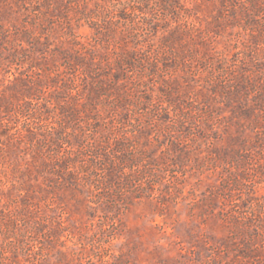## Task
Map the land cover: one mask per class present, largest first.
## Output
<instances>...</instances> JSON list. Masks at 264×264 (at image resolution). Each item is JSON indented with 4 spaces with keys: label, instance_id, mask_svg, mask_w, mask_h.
Instances as JSON below:
<instances>
[{
    "label": "rangeland",
    "instance_id": "obj_1",
    "mask_svg": "<svg viewBox=\"0 0 264 264\" xmlns=\"http://www.w3.org/2000/svg\"><path fill=\"white\" fill-rule=\"evenodd\" d=\"M0 264H264V0H0Z\"/></svg>",
    "mask_w": 264,
    "mask_h": 264
}]
</instances>
